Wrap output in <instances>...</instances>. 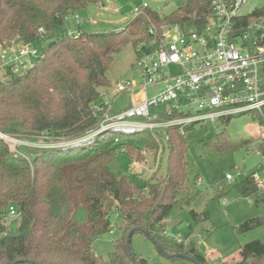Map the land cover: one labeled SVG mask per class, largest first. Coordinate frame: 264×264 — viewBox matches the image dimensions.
<instances>
[{
	"label": "trees",
	"instance_id": "16d2710c",
	"mask_svg": "<svg viewBox=\"0 0 264 264\" xmlns=\"http://www.w3.org/2000/svg\"><path fill=\"white\" fill-rule=\"evenodd\" d=\"M99 1L0 0V44L16 41L42 47L33 65L18 73L0 63L4 70L0 76V133L30 141L47 136L65 143L13 145L0 136V230L11 205L21 212L18 233L0 238V264H148L133 250L132 237L137 232L155 241L159 252L173 260L184 255L205 264L194 243L171 239L163 223L176 207H189L199 194L188 180L187 160V132L196 124L188 125L184 134L178 126L167 128L166 136L158 140L148 131L129 134L107 128L93 135L89 132L96 130L104 113L102 90L111 86L107 72L115 54L132 43L139 61L151 51L164 27L203 28L212 14L213 0H185L170 14L147 7L119 31L63 36L69 15ZM263 15L264 7L255 8L238 23L244 30ZM255 112L264 124L262 111H250ZM174 114L181 116L178 111ZM166 115L162 113L161 118ZM252 141L234 143L222 131L217 145L230 149ZM260 141L259 151L264 147V140ZM159 144L168 152L164 176L152 175L137 184L115 168L119 150L133 160L144 159L141 149H157ZM214 186L216 196H222L226 185L215 182ZM234 188L248 197L260 190L259 179L248 175ZM80 208L87 212L84 222L75 220ZM114 213L125 225L105 258L95 253L93 242L113 232ZM190 213L199 221L197 212ZM260 226H264V215L246 219L238 229L247 232ZM242 254L246 264H264V241L245 243Z\"/></svg>",
	"mask_w": 264,
	"mask_h": 264
},
{
	"label": "rangeland",
	"instance_id": "374dc122",
	"mask_svg": "<svg viewBox=\"0 0 264 264\" xmlns=\"http://www.w3.org/2000/svg\"><path fill=\"white\" fill-rule=\"evenodd\" d=\"M184 1L100 0L98 3L90 4L87 8L81 10L78 14V19L70 16L63 27V36L68 35V33L76 34L78 32L119 31L134 19L135 8L141 7L144 2L148 4L150 9L157 10L161 14H170ZM262 7H264V0H248L242 12L244 15H248L255 8ZM46 45L47 43L44 44V46ZM38 49L41 51L42 47ZM137 63L136 51L132 43H129L114 56V60L107 72L111 86L107 90L103 89L106 91L104 93L110 96V92L114 96L117 94V84L119 82L127 79L139 81L141 73L138 70ZM168 72L175 74L178 70L171 67ZM3 73L4 70L0 66V76H3ZM158 89L157 86H151L146 91L123 92L116 99H113L110 114L111 112L120 113L130 108L137 104L141 97L145 95L153 96ZM168 107L164 104L152 107L150 110L152 118L164 113ZM262 116L264 117V107ZM103 117L105 116L102 115L100 122ZM175 117L166 115L161 119L168 121V119ZM258 117L259 113L256 112L239 113L233 115L226 124L223 122L225 118L217 119L216 121H205L196 124L187 132L188 180L195 185L199 194L189 207L184 209L176 207L165 218L163 223L169 237L171 235H181L184 239L182 242L185 244L194 243L205 264H246L242 254L244 244L256 239L264 241V226L247 232H240L238 229L239 225L246 219L264 215V191L259 190L246 197L237 193L234 188L235 184L248 174H255L258 178L264 176V147L259 152L261 141L259 137H256L258 136L259 128L264 126V124H260ZM130 120L135 119L130 118ZM166 129L157 127L152 131L141 127L128 130V132L130 134L136 131H148L153 138L158 140L161 136H166ZM123 130L127 132V129L123 128ZM222 131H226L229 139L234 143L243 140L253 141L248 146L220 149L217 142L218 134ZM13 139L17 140L18 138ZM18 140L17 144L20 145L54 146L65 144L58 143L60 140L52 137L46 140L41 139V142ZM51 140L54 142H51ZM13 145H16V143H13ZM141 154L145 156L144 159L136 158L133 160L125 153V150H119L115 168L129 174L137 184H142L152 179V175L157 177L165 175L168 152L165 151L163 145L159 144L157 149L142 148ZM137 162L140 163L138 164ZM228 174L233 175V179L230 181H227ZM197 175L199 176L198 180L195 179ZM215 182L220 187L224 184L226 185L224 194L220 197L216 196ZM192 209L199 213L206 212L207 218L203 219L201 217L202 219L196 222L190 213ZM86 218L87 212L85 208H80L75 214V220L77 221L84 222ZM111 221L114 225L113 232L100 235L93 242L95 253L105 258H108L114 250V240L121 236V227L125 225V221L116 213L112 214ZM20 222V217L14 218L12 223V232L14 234L18 233ZM187 237H190L191 241L186 239ZM132 247L138 255L148 260V264H198L189 258L173 260L169 256L161 254L155 241L141 232L133 235Z\"/></svg>",
	"mask_w": 264,
	"mask_h": 264
},
{
	"label": "built area",
	"instance_id": "2783aa9c",
	"mask_svg": "<svg viewBox=\"0 0 264 264\" xmlns=\"http://www.w3.org/2000/svg\"><path fill=\"white\" fill-rule=\"evenodd\" d=\"M247 1L213 0L212 14L201 29L185 30L179 24L164 27L160 37L153 40L151 51L145 53L137 63L141 79L119 82L117 94L113 98L104 94L105 117L96 130L89 133L93 135L107 128H125L128 131L142 127L153 131L157 127L178 126L184 134L185 128L191 124L216 121L239 113L262 111L264 15L242 30L238 22L246 16L242 10ZM147 7L148 4L144 2L141 7L135 8V17ZM70 16L77 19L79 17L78 14H71L67 19ZM41 54L37 47L23 42L0 44L1 66H10L15 73L30 68ZM171 67L178 72L170 74L168 69ZM160 83L164 84L163 87L153 96L120 113L110 114L113 99L119 94L126 91H146L148 87ZM159 104L169 106L164 112L167 115L174 116V112L178 111L181 116L168 121L162 120L161 114L152 118L150 110ZM0 136L16 144L19 142L17 138L18 141L2 133ZM48 138L42 136L38 141ZM259 139L264 140V126L259 132ZM58 143H64V140ZM232 179L233 175L228 174L227 180ZM258 179L260 190L264 191V176ZM20 216L18 208L11 205L4 217L0 238L12 233L13 220ZM170 237L178 242L184 240L181 235Z\"/></svg>",
	"mask_w": 264,
	"mask_h": 264
},
{
	"label": "crops",
	"instance_id": "0c3cea01",
	"mask_svg": "<svg viewBox=\"0 0 264 264\" xmlns=\"http://www.w3.org/2000/svg\"><path fill=\"white\" fill-rule=\"evenodd\" d=\"M163 85H164L163 83H160L159 85H157V87H158L159 89H161V88L163 87ZM159 89H158V90H159ZM105 90H107V89H105ZM104 92H106V91L103 90L102 93H104ZM109 94H110V96H113L110 92H109ZM121 94H122V93H121ZM119 95H120V94H119ZM119 95H118V96H119ZM118 96H117V97H118ZM117 97H116V98H117ZM147 97H149V96L145 95V96L141 97V99L139 100V102L142 101V100H144V99H146ZM116 98H115V99H116ZM139 102H138V103H139ZM261 128H262V126L259 128L258 133H257L258 136H256V137H259V132H260ZM151 172H152V171H151ZM248 175H251V174H248ZM248 175H246V176H248ZM246 176H245V177H246ZM245 177H244V178H245ZM244 178H243V179H244ZM192 210H193V209H192ZM194 211H195V210H194ZM195 212H197V211H195ZM197 213L199 214V219H198V220H201V219L203 218V215H202L203 212H201V213L197 212ZM201 217H202V218H201ZM189 226H190V225H189ZM190 227H191V226H190ZM190 233H191V232H190ZM186 239L190 240V237H187ZM190 241H191V240H190Z\"/></svg>",
	"mask_w": 264,
	"mask_h": 264
},
{
	"label": "water",
	"instance_id": "95a60500",
	"mask_svg": "<svg viewBox=\"0 0 264 264\" xmlns=\"http://www.w3.org/2000/svg\"><path fill=\"white\" fill-rule=\"evenodd\" d=\"M182 257H186V258H189V259H191L190 257H187V256H184V255H181ZM199 264V263H198Z\"/></svg>",
	"mask_w": 264,
	"mask_h": 264
}]
</instances>
